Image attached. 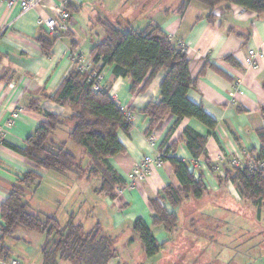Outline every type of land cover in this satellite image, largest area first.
<instances>
[{"label":"crops","instance_id":"crops-1","mask_svg":"<svg viewBox=\"0 0 264 264\" xmlns=\"http://www.w3.org/2000/svg\"><path fill=\"white\" fill-rule=\"evenodd\" d=\"M185 1L43 0L41 6L25 13L0 4V206L16 179L32 167L8 145L23 148L25 139L46 121L47 114L69 115L67 108L44 97L54 95L73 69L71 46H76L74 51L96 69L90 50L104 37L98 20L127 29L155 25L177 48H185L190 74L195 80V87L187 98L216 122L215 129L210 131L195 119H184L175 126L176 118L168 115L148 136L149 120L138 111L150 102L160 101L162 75L156 76L144 93L131 94L129 81L113 76V68L107 67L101 75L109 96L132 115L130 132L118 133L125 153L107 160L123 183V193H115L113 200L99 194L101 180L92 178L89 171L82 177L65 178L47 172L30 196L31 210L59 221L64 217L65 225L69 218L78 217V209L85 204L100 202V218L93 226L99 223L117 242L124 236L131 244L139 243L132 237V224L142 219L149 225L152 215L149 200L167 185L179 187V182L168 161H163L161 168H154L134 188L125 186L126 177L142 159L154 160L175 143L174 156L195 176H203L207 192L201 200L190 198L175 210L179 223L170 233L162 228L154 229L160 251L167 243L176 244L172 257L177 259L173 264H264V208L245 201L231 183L219 185L217 181V176H223V168L230 167L232 160L247 163L248 155L256 156L261 148L264 18L231 5L228 10L217 8L208 20L207 7L190 2L182 8ZM61 4L71 5L74 10L70 14L69 30L45 55L42 43L51 36L38 21L53 17ZM250 49L257 53L254 66L245 62ZM17 107H22L23 111L9 126L10 114ZM185 129L206 138L204 153L214 166V172L208 170L203 159L193 160L188 153L183 139ZM68 130L55 132L53 141L65 143L69 151L80 154L67 140ZM83 165L89 168L88 158H84ZM59 212L64 213L63 217ZM32 254L29 249L11 251L12 258L6 262L0 260V264H10V261L41 264L38 254ZM186 256L189 257L187 262L184 261Z\"/></svg>","mask_w":264,"mask_h":264},{"label":"trees","instance_id":"trees-1","mask_svg":"<svg viewBox=\"0 0 264 264\" xmlns=\"http://www.w3.org/2000/svg\"><path fill=\"white\" fill-rule=\"evenodd\" d=\"M190 2L207 7L210 11L208 20L212 19V12L217 8L228 10L231 5L264 18V0H186L182 8ZM65 7L72 14V6ZM98 21L104 37L90 50L96 69L91 66L90 71H82L74 62L73 69L63 79L56 93L44 97L67 108L69 115L61 117L47 114L46 121L25 139L23 148L8 145V148L29 161L32 167L16 179L10 194L0 206L1 261L12 258L8 241L22 240L15 236L18 230L43 236L41 264H108L117 259L116 238L104 232L99 223L85 230L71 217L63 226L53 216L35 214L31 210L30 197L39 188L43 174L47 172L65 178L69 175L82 177L89 171L92 178L101 180L98 193L112 200L116 189L123 187L121 179L107 160L125 153L118 133L128 134L132 124L125 111L109 96L105 86L100 92L92 91V85L103 69L112 67L113 76L128 80L131 94L144 93L152 80L162 75L160 101L150 102L138 111L149 120L147 134L168 115L176 118L175 126L184 119H195L210 131L216 127V122L203 108L187 98L188 92L195 87V80L191 77L190 61L184 47L177 48L168 35L155 25L127 29L107 21ZM63 35L51 37L42 43L45 55ZM75 47L71 46V53L75 52ZM33 102L36 104L37 100ZM261 112L264 115V106ZM64 128L69 129L67 140L80 154L69 151L65 143L56 144L53 141L55 132ZM260 137L262 144L257 155H248L249 162L241 169L223 168V176H217V181L219 185L231 183L245 201L264 208V178L257 168L259 163H264V134L260 133ZM183 139L193 160L203 159L208 170L214 172V166L204 153L206 138L185 129ZM175 146V143L170 144L161 159L170 163L179 187L167 185L154 199L149 200L152 210L149 225L142 219L132 224V237L137 239L147 259L156 257L161 249L153 234L154 229L162 228L165 233H170L178 226L179 217L175 210L190 198L201 200L207 192L203 176H195L184 162L174 156ZM84 158L89 160L88 169L83 165Z\"/></svg>","mask_w":264,"mask_h":264},{"label":"built area","instance_id":"built-area-1","mask_svg":"<svg viewBox=\"0 0 264 264\" xmlns=\"http://www.w3.org/2000/svg\"><path fill=\"white\" fill-rule=\"evenodd\" d=\"M43 0H0V4L5 5L8 9H20L21 13H25L31 10H34L36 7L41 6ZM71 15L66 10L64 4H61L57 7L55 15L44 21H38L40 26H44L51 37H59L65 34L69 30V22ZM72 62L77 63L82 71H90L91 65L83 60V56L78 53H70ZM257 58V53L255 50L250 49L248 51V56L245 60L248 66H254V62ZM104 88L102 75H98L95 79V82L92 85V91L100 92ZM23 111L22 107L15 108L10 114L8 125L11 126L16 120L19 119ZM125 111V115L128 120H131L132 115L130 112ZM163 165V160L161 156H157L156 159H151L145 157L140 163H138L133 170L127 175L126 182L128 188H134L141 181H143L147 176H149L154 168H161ZM245 165V162L241 159H234L230 163V167L241 169ZM257 168L262 172L264 178V163H259ZM124 191V187H119L116 189V194L121 195ZM10 264H18L16 261H10Z\"/></svg>","mask_w":264,"mask_h":264},{"label":"rangeland","instance_id":"rangeland-1","mask_svg":"<svg viewBox=\"0 0 264 264\" xmlns=\"http://www.w3.org/2000/svg\"><path fill=\"white\" fill-rule=\"evenodd\" d=\"M67 149L70 150V148H67ZM101 207H102V204L100 202L85 204L84 206L78 209V217L74 219V222L81 224L85 230L91 229L95 221L98 219V217L100 218V216L98 215V212L100 213L99 209ZM168 209L170 210V208ZM58 214H61L60 217H63L62 215H64L63 212L62 213L59 212ZM63 218L60 221L59 220L58 221L64 226ZM15 236L22 239L20 242L21 244L14 242L13 240H9L8 245L10 246L11 251L14 253H17V252H20V249L25 250V251L29 249L30 251H33V254L34 253L38 254V260L39 262H41L40 261V257H41L40 246L44 240L43 236H40L34 233L23 232L21 230H18L15 233ZM166 245L167 247L163 249V251H160L156 257L147 259L143 255V251L139 243L131 244L129 242V238L127 240V238L125 239L124 236L119 237L118 242L116 241V244H115L116 252H117V259L112 260L108 264H173V261H175V259L177 258L176 256L172 257V252L175 249H177V245L176 244L171 245L169 243H167ZM188 254L189 253L186 252V255ZM188 259L189 257L186 256L184 261L187 262Z\"/></svg>","mask_w":264,"mask_h":264}]
</instances>
